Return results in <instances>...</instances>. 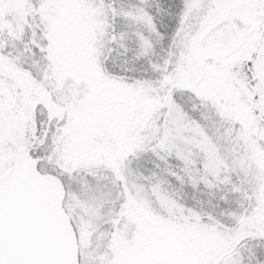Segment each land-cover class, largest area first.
Returning <instances> with one entry per match:
<instances>
[{"label":"snow or ice","instance_id":"1","mask_svg":"<svg viewBox=\"0 0 264 264\" xmlns=\"http://www.w3.org/2000/svg\"><path fill=\"white\" fill-rule=\"evenodd\" d=\"M0 264H264V0H0Z\"/></svg>","mask_w":264,"mask_h":264}]
</instances>
